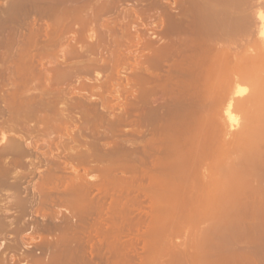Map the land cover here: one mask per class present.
I'll list each match as a JSON object with an SVG mask.
<instances>
[{"label": "rangeland", "instance_id": "374dc122", "mask_svg": "<svg viewBox=\"0 0 264 264\" xmlns=\"http://www.w3.org/2000/svg\"><path fill=\"white\" fill-rule=\"evenodd\" d=\"M184 1H188L192 10L187 12L182 0H120L107 16H112L111 21L125 19L129 22L113 24L109 21L113 25L107 26V31L104 29L108 32V41L100 46L103 54L98 51L105 59L90 73L80 71L84 59L74 53L76 47L84 45L74 43L73 29L78 28L77 24L66 34L68 38L58 39V43L55 40L52 53L39 45L42 38L37 39L39 47L33 48L32 54L43 55L39 48L47 52L41 56L43 67L37 68H41L43 74L48 72L47 77L52 78L45 75L42 80H49L43 81L40 87L54 90L52 87L57 84L55 91L59 93L53 91V94L59 107L73 117L68 127L72 133L67 132L68 136L54 133L51 138L55 145L61 144L58 145L60 150L53 149L45 158L42 152L47 150V137L34 134L28 142L33 146L38 142L43 147L42 152L30 147L31 154L25 165L13 170L21 176L16 182L11 179L17 188L0 184V259L6 258V262L2 258L0 264H34L33 260L20 259L23 251L49 261L55 249L47 244L63 231L79 225L82 228L78 229L82 230L78 231L77 246L81 247L77 254L81 264L90 259L94 264H110L120 258L123 264H184L182 262L201 260L264 263V145L258 142L260 135H264V0L233 2L236 7L230 11L237 16L239 24L235 39L223 41L224 49L231 52L229 62L224 61L222 73L214 75L211 70L206 72L211 65L206 58L210 59L212 54H203L210 62L203 63L204 69L207 68L205 72L201 69L202 76L208 75H204L205 101L193 105L179 102L181 97L173 94L176 88L171 91L162 87L169 75H179L184 68L186 48L195 44V47L192 45L195 50L204 52L208 47L203 39L201 42L187 39L190 45L186 47L182 28L189 23L192 29H198L200 24L206 23L207 8L212 10L219 5L221 13H226V8L232 9L229 5L233 4L215 0L216 4L211 1L210 5L214 6L208 4V7L204 5L208 1ZM185 13L188 14L182 17ZM189 14L196 24L188 19ZM180 18L188 23L185 20L182 23ZM46 22L35 14L26 19L27 24L44 28ZM178 25L183 30L179 35L176 33ZM111 49H114V57L108 53ZM57 65L65 69L66 74L58 80V73L54 71ZM85 77L107 78L109 87L100 92H81L79 81ZM209 79L214 83H207ZM239 90L244 93L237 94ZM142 98L152 103L147 105ZM103 103L105 106L101 105ZM89 108L93 118L86 120L81 111ZM30 124L34 125L35 121ZM16 133L5 132L3 136L1 132L0 147L7 137L23 135ZM62 144L69 145L77 154L69 149L64 151ZM89 147L95 160L100 156L103 157L99 161L109 157L107 164L111 162V175L116 177V181H111L116 185L108 180L113 176L107 181L105 178L109 175L99 170L84 176V181L82 176L73 182L69 179L74 175L70 169L57 171L58 177L55 176L53 182L41 184L48 173L47 166L39 170L31 166L47 158L50 161L51 157L62 162L67 158L70 165L81 166L83 153ZM69 153L78 158H70ZM130 177L135 178V188L117 180ZM111 215L117 217V221L115 216L113 218L115 225L122 224L119 229H124V232L117 229L114 233L119 247L127 246L123 249L127 252L118 253L119 256L105 245L106 233L110 234L116 227ZM131 244L133 247L129 250ZM89 250L94 251V257H83L91 255Z\"/></svg>", "mask_w": 264, "mask_h": 264}, {"label": "bare ground", "instance_id": "6f19581e", "mask_svg": "<svg viewBox=\"0 0 264 264\" xmlns=\"http://www.w3.org/2000/svg\"><path fill=\"white\" fill-rule=\"evenodd\" d=\"M119 1L120 0H47V1L46 0H2L1 1V4H0V118H1L0 130L1 131H0V133L3 132L2 135L4 136L5 132L13 133V132L17 131L18 133L21 132L23 135H20L18 138H15L16 137L15 136V137L10 138V139H8L9 137H7V139H5L6 140L5 144L0 147V184L7 185V187H9L11 189L17 188V186H13V183L16 182L21 176L18 173H14L13 170L16 169V167H18V166L25 165V160L28 158L29 153L31 154L30 147H33L34 149H36L37 152H42L43 147L40 146L38 144V142H36L34 146L31 142H28L29 141L28 139H33L34 134L36 135L35 137H38L39 135L41 137L42 136L47 137V143H48L46 145L47 150H44L45 152L44 151L42 152V155H44L43 157L45 158V156L48 154V152H50V153L53 152V149L60 150L59 146H61V144L60 145L58 144L59 146L55 145L54 139L51 138V136L54 133H61L62 132L63 136L64 135L68 136L67 132L69 134L72 133V131H68L69 130L68 127H69V125L71 123V119H73V117L70 115V113H68L69 111H67L65 108L62 109L59 107V105H58L59 101L57 100V97H55L56 95L53 94V91L56 93L57 92L59 93V91H55V90H58V89H55L56 88L55 86L57 84L55 85V83H54V87H52V88H54V90H52L50 87H49V89L40 87V85L43 83V81H47L50 79L46 75V73L48 74V72L43 74L42 69H41L43 67V65L41 67V63H43L42 61H44V60H41V56L46 55V54H44V52H46V51H43V50L44 49L49 50L50 53H52L51 51H53V50H51V49H53L52 47H54L53 43L55 42V40L57 39V43H58V39L65 40L66 37L68 38V36H66V34L72 32V29H73L72 25L77 24L78 28L76 27V29H75V27H74V29H73V32L75 34L74 43L75 42H76L75 44L78 43L77 45H79L80 43L85 45L86 41H88V40H89L88 41L89 43L87 44V46L83 45V47H87V48H83V47L77 48L76 47L74 49V53L76 54V57L84 59V61H82L83 63L81 62L82 64L79 66L80 71H84L87 73L92 72L93 69H95L98 66L97 63L99 61L101 62V60L104 61V59H105L101 55L102 51L100 49L101 48L100 46L102 44H104L106 40L108 41L107 37H109V36L107 35L108 32H106L107 26H109V25L111 26V25L117 24V23L129 22L128 20L124 21L125 20L124 19L121 21L117 18H115L117 20H115L113 18L115 21H111L112 16H111V18L108 17L109 15L107 16V14L111 13L110 11L114 7L117 6V3ZM183 1L184 0H182L181 3L186 5L185 10L188 12V9H191V6L188 4V1L187 2L184 1L185 3ZM199 1H201V3L204 1H208V2H204L205 3L204 5L208 6V4L210 5V3H212L215 0H199ZM223 1L225 2L224 4H231V3L233 4V2L237 3V0H234V1L233 0H226V1L223 0ZM216 2H217V0H216ZM222 3L223 2L221 1V4ZM193 4H195V2ZM212 4L215 5L216 3L213 2ZM212 4L210 6L213 7L214 5H212ZM233 5H234V7H233ZM233 5H229L230 7L232 6L231 7L232 9H229V7L226 8V6L224 8L228 9L229 11L230 10L233 11V9H235V7H236L235 4H233ZM210 6H208V7H210ZM218 6L219 5L214 6L215 8H213L212 10H211V7H210V9L207 8L208 10L206 9V11L209 12V13L207 12L208 15H206L205 19H204V21L206 23L204 22L205 23L204 25L200 24L199 25L200 27L198 29H195V30L192 29L189 26V23L185 20L188 18V16H190V18H188V19H191V21L194 20V19H192L193 16L191 17L190 14L185 19L184 18L179 19V21L181 20L182 23L183 22L185 23V21H186V23H188V26L186 24H184L185 26L183 27V24L182 23L180 24V22L178 21V23L181 25V27H183L182 29L185 31V38H186L185 41L186 42L184 41V43H183V44H185V46L188 42H192V41L193 42L194 41L201 42L202 39L205 41L204 44L208 45V47L206 46L207 50L204 47L205 45H202L203 48H205V51L203 49L204 52H202V49H201V52H199L200 50L197 51V50H195L197 48H194L197 45L187 44V46L190 45L189 46L190 48L189 47L186 48V50L187 49L188 50L187 51L184 50L185 52H183V53H186L187 55H185L186 60H185V63H183V65L185 64L184 68H181L182 70H181V72H179L180 73L179 75L181 77L179 75H176V74H175L176 76L169 75L171 77L173 76V78L168 76L166 81L163 83V86L161 85L164 88L171 89V91L172 90L175 91L177 89L176 94L175 93H173V94H174V96L176 95L178 98L181 97V100L179 102L189 104V105H190V103L192 105L194 103L195 104L196 103L202 104L205 101V99H204L205 95H204L203 91H205L204 89L206 88V87H204V85L206 84L205 83L206 80H204L205 79L204 75H205V77L207 75L204 73V75L202 76V73L205 72L208 68V71H206V72H209V70H211L212 72H214V75H216V74L219 75V73H222L220 71H221V67L223 65V62L224 61L225 62L227 61V63L229 62L228 59H230L231 52L228 51L229 49H227V50L224 49L225 44L223 45V41L227 42V41H225V39L226 40L235 39V37H236L235 31L237 29V24H239L238 23L239 19L237 18V16H234L233 12L231 13V11L229 12L228 10H225L226 13H221V10L219 8L221 6H219V7ZM214 9H216V10L214 11ZM135 11H137V10H135ZM189 13H190V10H189ZM33 14L38 15V16H40L41 19H45L47 21L45 28L42 26H37V25H36L37 26L36 27V26H34V24L33 25L27 24L28 22L26 23V19L29 18V15H33ZM135 14H137V13L135 12ZM186 14H188V13H185V15H183L182 17L186 16ZM201 14L203 15L204 13H201ZM135 16H137V15H135ZM132 17H134L133 13H132ZM147 17L149 18V16H147ZM137 18L140 19V16L139 17L137 16ZM109 21L113 24H111ZM236 21H237V23H236ZM136 23H137V21H136ZM194 23H195V20H194ZM180 25H178V27L176 29V33H178L179 31H181V32L183 31V30H181ZM115 26H118V25H115ZM104 29H106V31ZM134 29H135V27H134ZM113 30H111V31H113ZM181 32H179V33H181ZM128 33L129 32H127V34ZM179 33H178V35H179ZM196 36H199L201 39L199 37H197L196 40H192V39H195ZM43 37H44V39H43ZM41 38H42V40L41 41L39 40V43H40L39 45H42L41 47H42V49L43 48L44 49L42 50L41 48H39L40 49L39 52L43 55L40 56V54H39V56H36V55L32 54V49L35 48L36 46H37V48L39 47V45H37V43H38L37 39H41ZM61 38H65V39H61ZM187 39H188V42H187ZM117 40H120V39L117 38ZM90 41H92V42H90ZM118 42L120 43V41H118ZM118 42H116V43H118ZM138 43H140V42H138ZM141 43H143V42H141ZM74 45L72 47H74ZM138 45H140V44H138ZM105 46L106 45H104L103 47H105ZM107 46L109 47L110 45H107ZM202 46L199 45L200 48H202ZM109 48H107V49H109ZM226 48H228V47H226ZM192 49H193V52L191 51ZM99 50L101 51V53H98ZM196 51H197V53H196ZM95 52L100 54V55H97ZM189 52H191V53H189ZM208 52H210L212 54V56L210 59L209 58H206V59L211 61V65H209V67L204 69L203 63L204 62L206 63L207 61L205 59L206 56L204 57L203 54L206 53L208 55ZM108 53H109V55L111 54V56H113V57L115 55L114 49L113 50L111 49L110 52H108ZM116 54H117V51H116ZM114 59H117V58H114ZM237 59H239V58H237ZM179 63H182V62L179 61ZM235 63H236V61H235ZM99 65H101V64H99ZM44 66H45V64H44ZM49 66H51V65H49ZM37 67L38 68L41 67V68L38 69ZM55 67L56 68L54 69V71L57 72L58 76H59V77H57V76H55V77H57V80L59 78L62 79V77H64L66 75L64 73L65 69L61 68V66H59V65H57ZM101 68L103 69V67H101ZM179 68L176 69L177 71L174 69V71L178 72ZM201 69L203 70V72ZM45 75H46V78H49V79L42 80V78H45ZM99 76H101V75H99ZM102 77H104V76H102ZM174 77H177L180 79L178 80ZM54 79L56 80V78H54ZM175 80H177V81H175ZM52 81H54V80H52ZM210 81H212V80L209 79V81H207V83H209ZM108 82L109 81L107 80V78H104L103 80H100L99 78L92 80L90 78L85 77V78L80 79L79 87H80L81 92L88 91V90L89 91L95 90V91L100 92L102 89L109 87ZM212 82L214 83V81H212ZM205 86H207V84ZM172 88H176V89H172ZM193 90H195V91H193ZM164 91H165V89H164ZM178 91L180 92V94L178 93ZM166 92L168 93V91H166ZM192 92H195V93L193 94ZM242 93H244V90L237 91V94H242ZM177 97H176V99H177ZM192 97H194V99ZM96 101H98V100L96 99ZM141 101L143 103L147 102V105H150L152 103V102H150V99H146V98L145 99L142 98ZM171 101H173V100H171ZM101 105L103 106L104 103ZM143 105L145 106V104H143ZM90 108H89V110L85 109V110L81 111L83 113L82 115L84 116V118L86 120H90L91 117L93 118L92 109H90ZM95 108H97V107H95ZM101 108L103 109V107H101ZM105 109H107V108L105 107ZM93 110H95V109H93ZM97 114H98V112H97ZM94 116H95V114H94ZM33 121H35V124L34 125L30 124V122L32 123ZM18 133H16V134H18ZM263 136L260 135V137H263ZM260 137L258 139V142L261 143L262 145H264L263 144L264 143V140H263L264 137L261 138L262 140L260 139ZM66 142H68V141H66ZM67 144H65V145L62 144L63 150L68 151L67 149H69L70 151H72V148L69 147V145H67ZM73 152H74V154H77L76 151H72V153ZM72 153H69L70 155H72L70 158H72L74 156H76V158H78L77 155H74ZM79 155L80 154H78V156ZM97 157L98 156H96V158ZM101 157H103V156H100V158H97L98 162H96L97 160H95V158L93 157L92 151L89 147L83 153L81 166L79 165L77 167H74L75 165L72 166L69 164L70 162H68V163L66 162L68 160L67 158L64 162H62L61 160H58L59 158H57V157H54V159L51 157L50 161L47 160L49 158L44 159L46 161H38L36 163L37 165H35L34 163H31V166H33L35 170H39L42 166H44V167L47 166V168H48L47 172L48 173L43 178V183H41V184L53 182L55 180L54 179L55 176H57V174H56L57 171L60 172V171H63L65 169L66 170L70 169V171L74 174L73 177L69 176V179L70 178L73 179V182H75V180H80V177H82V176L83 177L81 178V180L84 181L83 180L84 176L90 174L94 170H99V171H101L100 173L103 172V174L105 173L104 175H106V174L109 175L107 178H105L106 180L110 176H113V177H110V179H108V180L112 184H115L116 180L114 178H116V177H114V175H111L113 173V167L109 165L111 162L107 164L109 157L107 156V158H108L107 160L102 158V160H105V163H103L104 161L101 160L104 165L102 163L99 164V162H101V161H99L101 159ZM97 163H98V165H97ZM131 171L134 172L135 170L131 169ZM150 175H151L150 178H152V180H153L154 179L153 173ZM78 177H79V179H78ZM11 179H13L14 182H12ZM111 180H115V181L112 182ZM117 180H118V182L124 181L126 183V185L124 183L123 186L124 185L125 186L128 185L130 187L135 186V178L134 177H130V178H127L124 180H122V179H117ZM80 183H81V181H80ZM106 184H110V183L108 182ZM136 186H138V185H136ZM124 188L126 190V187H124ZM133 188H135V187H133ZM127 189L129 190V188H127ZM139 190H141V189H139ZM5 205L3 207H5ZM6 207H5V209H6ZM113 207H114V205H113ZM114 208H117V207H114ZM118 214H117V217L119 218ZM114 216L111 217V220H113V222H114V223L111 222V223H113V225L117 224V223H115V219L117 221V217L115 216V219H113ZM81 217H82V215H81ZM97 222H100V221H97ZM107 223H109V222H107ZM78 224H75V225H78ZM94 224L97 225L98 223H94ZM10 225H11V223H10ZM55 226H57V225H55ZM79 226H81V225H79ZM79 226H77V227L75 226V227L71 228L70 230L63 231L62 234L60 236H58L54 241L47 244V246H50L53 251L55 249V251L52 252L53 255H50L51 258L49 259V261H46V262L43 261L41 258L32 255L31 254L32 252L29 253L30 251L28 253L27 252L25 253L24 251L21 252L20 259H24L26 261H29V260L32 261L33 260L34 264H81V263H79L80 262L79 258H81V257L79 254H77L78 249H80V247H81L79 245H78L79 247L77 246V241H79V240H77L78 239V231L80 229V228L78 229ZM121 226H122V224L121 225L119 224V226L117 225L114 228V231L110 232V234H107L108 233L107 232L106 235H108V237L105 238V245L107 244L106 246H108L109 250L115 252L117 255H118V253H120V254L124 253L123 251H125V250H123V249H126V247H127V246L125 248L119 247L120 246L119 242H118L119 239H117V236L114 234L117 232V229H119V227H121ZM15 227H17V226H15ZM69 227H71V226H69ZM7 228H9L8 225H7ZM81 228H82V226H81ZM96 229H99V228L96 227ZM12 230H14V229L12 228ZM81 230L82 229H80V232H81ZM122 230H124V229H121L120 231H122ZM130 230H132V229H130ZM59 231H61V230H59ZM122 232H124V231H122ZM103 235H105V234H103ZM110 235H112V236H110ZM130 240H131V238H130ZM80 242H81V240H80ZM80 242H78V243H80ZM103 242H104V240H103ZM132 244H131V246H128L129 250L131 247H133L134 244L133 245ZM122 246H124V245H122ZM134 247L136 248L137 246H134ZM135 250H137V249H135ZM84 251H86V249ZM89 251H87V252H89ZM93 252L90 251L91 255L86 254L87 256L85 255L83 257H86L89 259L93 255L92 254ZM125 252H127V251H125ZM77 255H79V257ZM88 256H90V257H88ZM121 256L122 255H120V257ZM93 257L94 256H92L91 258H93ZM2 258L1 259L4 262H6V258L5 257H2ZM86 258H82V259H86ZM91 260L92 259H90V261H89L90 263L85 262L84 264H94L91 262ZM122 260L123 259L120 258L117 261H114L113 263L112 262L111 263L112 264H123Z\"/></svg>", "mask_w": 264, "mask_h": 264}, {"label": "crops", "instance_id": "0c3cea01", "mask_svg": "<svg viewBox=\"0 0 264 264\" xmlns=\"http://www.w3.org/2000/svg\"><path fill=\"white\" fill-rule=\"evenodd\" d=\"M184 264H239L240 262H226L223 260H201V261H190L182 262ZM253 264H264L260 262H253Z\"/></svg>", "mask_w": 264, "mask_h": 264}]
</instances>
